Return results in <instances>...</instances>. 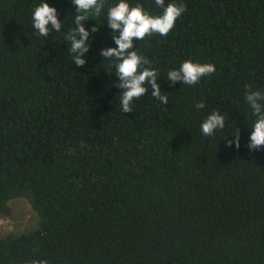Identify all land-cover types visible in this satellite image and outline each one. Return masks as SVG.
Segmentation results:
<instances>
[{"label": "trees", "instance_id": "trees-1", "mask_svg": "<svg viewBox=\"0 0 264 264\" xmlns=\"http://www.w3.org/2000/svg\"><path fill=\"white\" fill-rule=\"evenodd\" d=\"M42 2L0 0V215L27 197L39 217L34 231L0 237V264H264V146L248 147L256 117L245 98L248 85L264 92V0H165L186 11L130 50L157 69L168 103L150 89L131 113L100 55L116 46L106 13L118 0L85 22L100 25L85 66L66 39L71 0H48L64 23L48 37L32 26ZM185 60L216 71L168 81ZM213 110L227 122L206 137ZM238 127L237 150L227 141Z\"/></svg>", "mask_w": 264, "mask_h": 264}, {"label": "clouds", "instance_id": "clouds-1", "mask_svg": "<svg viewBox=\"0 0 264 264\" xmlns=\"http://www.w3.org/2000/svg\"><path fill=\"white\" fill-rule=\"evenodd\" d=\"M75 6L76 15L73 18V27L67 33L66 39L70 42L73 64L85 66V54L91 47L90 35L98 32L100 25H93L91 29L85 26V22L93 15L99 17L103 14L107 0H71ZM156 6L163 9L162 14L153 16L144 10L142 4L132 6L129 0H118L117 3L108 5L106 20L107 26L114 34L115 47H106L101 50L102 58L112 62L118 77V87L123 91L120 94V107L124 113H131L134 100H139L151 89V96L162 104L168 103V95L162 94L160 84L157 83L158 71L150 67L151 61L135 50L134 38L144 40L146 36L159 34L167 36L174 28L179 17L186 11V5L168 3L165 0H154ZM33 28L41 37H48L52 32H60L64 23L58 16V9L44 0L35 7L32 14ZM216 71L212 63H199L185 60L178 69H172L167 73V80L173 84L177 81L183 85H196L204 76H211ZM245 98L252 109L255 121L249 142V149L256 150L264 146V92L252 90L247 86ZM205 102L196 104L197 109H203ZM226 114L220 110H213L201 124L200 130L204 136H212L216 130L225 129ZM235 139H228V147L235 144L238 150L241 146V130L239 127L231 134ZM31 264H47V261H32Z\"/></svg>", "mask_w": 264, "mask_h": 264}, {"label": "rangeland", "instance_id": "rangeland-1", "mask_svg": "<svg viewBox=\"0 0 264 264\" xmlns=\"http://www.w3.org/2000/svg\"><path fill=\"white\" fill-rule=\"evenodd\" d=\"M11 211L0 215V237L21 231H34L38 227L39 217L27 197H18L10 201Z\"/></svg>", "mask_w": 264, "mask_h": 264}]
</instances>
